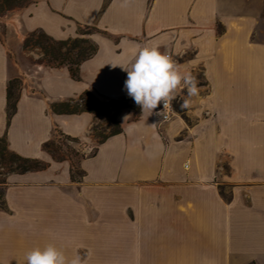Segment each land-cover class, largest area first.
Masks as SVG:
<instances>
[{
	"label": "crops",
	"instance_id": "0c3cea01",
	"mask_svg": "<svg viewBox=\"0 0 264 264\" xmlns=\"http://www.w3.org/2000/svg\"><path fill=\"white\" fill-rule=\"evenodd\" d=\"M33 2L19 9L27 17L18 30L66 40L88 28L97 52L73 81L66 67L31 63L24 52L11 64L0 38V138L49 164L10 174L2 186L0 264H26L27 252L48 244L82 264H264V0ZM153 44L181 73L204 76V94L190 97L192 123L173 117L159 128L152 114L123 111L122 133L98 144L95 115L49 110L85 90L129 97L127 72L115 65L130 68L133 54ZM14 79L22 91L7 125ZM57 130L95 149L78 164L80 181L43 149Z\"/></svg>",
	"mask_w": 264,
	"mask_h": 264
},
{
	"label": "trees",
	"instance_id": "16d2710c",
	"mask_svg": "<svg viewBox=\"0 0 264 264\" xmlns=\"http://www.w3.org/2000/svg\"><path fill=\"white\" fill-rule=\"evenodd\" d=\"M29 3H31V0H0V17L15 9L24 8ZM30 48L38 49L41 52L43 57L42 62L46 63L49 68L56 69L60 67H66L68 69L70 78L73 81L81 80L79 66L82 62L91 58L97 52V47L93 45L87 38H68L66 40H56L47 35L41 29L34 30L24 39L22 45L23 52H27ZM15 83H20V81L18 79L11 80L6 90L7 125H9L10 119L16 112V104L19 98V95L17 97H14L13 95V87ZM122 101L123 99H105L100 95L85 90L77 99L52 103L50 109L52 113L56 115H73L80 113L103 115L107 120L108 126H111L113 130H111L109 134L99 137L98 144H102L109 137L122 133V127L117 121L118 113L126 108L121 105ZM117 105L119 108L115 107ZM109 109L113 110L112 115L107 112ZM137 118L138 117L135 119ZM56 133L65 136L59 130H57ZM65 137L74 143H78L79 141L77 138H72L70 136ZM54 145V140L46 142L43 145V149L49 153L53 159L54 153L51 150V147ZM48 165L49 164L38 159L22 157L10 151L7 147L6 136L4 135L0 138V167L9 175L43 171L48 168ZM2 174L3 173L0 175ZM71 180L75 181L72 176ZM0 183L4 185L6 183V178ZM2 208L3 204L0 206V209Z\"/></svg>",
	"mask_w": 264,
	"mask_h": 264
},
{
	"label": "rangeland",
	"instance_id": "374dc122",
	"mask_svg": "<svg viewBox=\"0 0 264 264\" xmlns=\"http://www.w3.org/2000/svg\"><path fill=\"white\" fill-rule=\"evenodd\" d=\"M33 0H31V3H29L27 6L30 8H33L34 6ZM27 15L25 13L21 14V11L19 9H15L13 11L8 12L4 16H1L0 18H3L5 20H2L4 22H0V38L6 42L7 45V50H8V55L10 57V63L13 64L14 60L17 59L18 55L22 54V45L24 42V39L33 31L27 32L25 30H18L15 28L12 24L6 21L7 20H14V21H19V22H24L26 20ZM261 19V24L264 27V6H263V11L260 15ZM92 31L88 28H79L76 36L70 38V39H75V38H86L88 34H90ZM23 55L31 62H42V54L38 49H32L30 48L27 52H24ZM47 66V64L45 63ZM193 76L196 77L198 84L197 87H200L205 84L204 76L202 75L201 71H194L192 73ZM22 82L20 83H15L13 87V95L14 97H17L20 92L22 91ZM29 92V90H28ZM204 93L201 91L197 96H192V98L198 99L199 95L202 96ZM123 99L121 105L126 107L125 109L121 110L119 113L123 111H130L133 118L140 117L142 114L141 108L136 105L134 100L131 97L128 98H121ZM118 99V100H121ZM101 100V99H100ZM188 100L190 101V107L184 109L181 108V104L185 101ZM51 106V104H50ZM49 106V110L51 111ZM119 108V106H115ZM195 107L198 108V104H195L192 102L190 99V96H188L187 93V88L182 86L180 89H177L176 92V99L173 100V108L176 111L177 115L174 116V119H181L184 122L190 124L192 123V120L189 115H191V110H193ZM201 106L199 105V108ZM202 108V107H201ZM52 112V111H51ZM107 112L112 115L113 110L109 109ZM118 113V115H119ZM152 115L157 118V114L153 111ZM198 115L201 116H206L203 111H201ZM96 121L93 127L90 130V136L92 139H94L98 143V139L101 136L109 134V132L112 129L111 126H108L107 120L105 117L101 114L95 115ZM168 123V122H167ZM164 123L161 125V128L163 125L167 124ZM51 150L54 153V159L53 161L55 162H68L69 164V179L71 180V176L75 181H80L82 174L79 169V162L81 161L82 158L85 157H90L95 153V149H93L90 152V149L87 146V143H82L81 141H78V143H74L70 140H68L65 136L59 135L58 133H55V145L51 147ZM228 160H225L223 162V171L227 173L228 166H227ZM0 182L4 181L5 178L9 176V174L3 170L0 167ZM8 174V175H7ZM2 184L0 183V206H2L3 201V189H2ZM222 194L223 196L228 199L230 197V190L229 189H222Z\"/></svg>",
	"mask_w": 264,
	"mask_h": 264
},
{
	"label": "clouds",
	"instance_id": "9594fccd",
	"mask_svg": "<svg viewBox=\"0 0 264 264\" xmlns=\"http://www.w3.org/2000/svg\"><path fill=\"white\" fill-rule=\"evenodd\" d=\"M131 67L120 66L127 72L124 88L142 113L151 115L163 104L164 109L176 99L177 89L187 88L188 96H197L198 81L191 73H181L173 58L160 51L157 45L145 46L130 59ZM113 66V67H115ZM190 107L185 100L181 108ZM26 264H82L81 257L69 260L65 253L54 244L35 247L26 254Z\"/></svg>",
	"mask_w": 264,
	"mask_h": 264
},
{
	"label": "built area",
	"instance_id": "2783aa9c",
	"mask_svg": "<svg viewBox=\"0 0 264 264\" xmlns=\"http://www.w3.org/2000/svg\"><path fill=\"white\" fill-rule=\"evenodd\" d=\"M169 55V54H167ZM170 56V55H169ZM155 114H157V125L160 126L164 123L169 122L174 116L177 115L176 111L173 108V101L169 105V107L165 108L163 107V104L159 105L157 109L153 110ZM93 150V148L90 149V152Z\"/></svg>",
	"mask_w": 264,
	"mask_h": 264
},
{
	"label": "bare ground",
	"instance_id": "6f19581e",
	"mask_svg": "<svg viewBox=\"0 0 264 264\" xmlns=\"http://www.w3.org/2000/svg\"><path fill=\"white\" fill-rule=\"evenodd\" d=\"M6 21L9 22L10 24H12L15 28H17L18 23L16 21H14V20H7V19H6Z\"/></svg>",
	"mask_w": 264,
	"mask_h": 264
}]
</instances>
